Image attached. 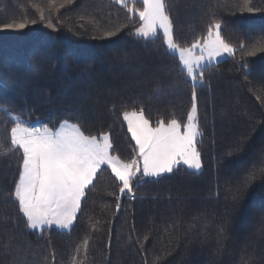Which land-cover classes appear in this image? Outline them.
Segmentation results:
<instances>
[{
    "label": "trees",
    "instance_id": "16d2710c",
    "mask_svg": "<svg viewBox=\"0 0 264 264\" xmlns=\"http://www.w3.org/2000/svg\"><path fill=\"white\" fill-rule=\"evenodd\" d=\"M166 3L180 47L220 23L235 48L207 65L195 86L202 168L141 176L133 198L120 195L104 165L70 228L33 230L10 195L22 150L0 155V264H264V50L257 43L264 0ZM141 7L140 0H0V26L27 24L0 28V106L50 128L68 121L86 135L108 133L122 160L135 154L125 111L142 109L152 125L184 124L193 83L162 34H134L140 21L129 9ZM13 126L0 112V153L11 149Z\"/></svg>",
    "mask_w": 264,
    "mask_h": 264
},
{
    "label": "snow or ice",
    "instance_id": "6c2138e0",
    "mask_svg": "<svg viewBox=\"0 0 264 264\" xmlns=\"http://www.w3.org/2000/svg\"><path fill=\"white\" fill-rule=\"evenodd\" d=\"M71 2V0H65ZM126 6L128 0H116ZM142 8H130L138 16L139 27L134 34L144 39H154L162 34L167 49L178 57L182 71L193 83L192 108L187 122L177 119L168 122L157 120L152 126L143 110L123 113L128 132L135 141V154L130 160H122L111 154L113 144L108 133L86 135L79 123L64 121L53 130L48 126L32 127L21 115L13 114L7 107L2 112L14 126L11 128V149H4L0 155L22 149V165L14 191L10 194L18 202L19 212L26 218L28 228H43L53 224L68 228L81 207L85 190L93 185L102 165L110 167L121 183L119 192L133 194L134 181L141 176L158 177L172 173L181 165L188 169L202 168L201 153L196 138L201 135L197 123L195 86L203 82V69L222 55H233L235 48L220 35L221 24L208 26L207 36L195 41L189 47H180L175 42L174 28L166 0H142ZM252 11L251 8L248 9ZM40 19H44L41 13ZM35 23V21H31ZM25 22L9 23L3 29L22 30ZM49 27H55L49 21ZM106 35H113L112 32ZM264 50V37L257 41ZM243 50L244 45L240 46ZM199 53V54H197ZM250 52L249 55H253ZM119 200V197H117ZM119 210V203L116 205ZM85 249L88 240L84 242Z\"/></svg>",
    "mask_w": 264,
    "mask_h": 264
},
{
    "label": "rangeland",
    "instance_id": "374dc122",
    "mask_svg": "<svg viewBox=\"0 0 264 264\" xmlns=\"http://www.w3.org/2000/svg\"><path fill=\"white\" fill-rule=\"evenodd\" d=\"M128 1H130V0H128ZM141 2H142V0H140ZM143 6V5H142ZM142 8V7H141ZM163 39H164V37H163ZM189 47V46H188ZM197 54H199V53H197ZM229 55H222V56H220V57H218V58H216V59H213L209 64H213V63H216V62H218V61H220V60H223V59H225V58H227ZM208 64V65H209ZM191 111V110H190ZM137 112H139V111H137ZM64 122V121H63ZM186 122H187V120H186ZM30 123H32L35 127H38V128H43L45 125H40L39 124V122L38 121H34V122H30ZM62 123V122H61ZM61 123H59L55 128H52L53 130H55V129H57V128H59L60 127V124ZM69 123H72V122H69ZM125 123H126V126H127V122L125 121ZM152 126H155V125H152ZM50 128V127H49ZM127 130H128V128H127ZM129 133V132H128ZM129 135H130V138H131V134L129 133ZM131 140H132V138H131ZM133 142H134V145H135V141L134 140H132ZM136 147V146H135ZM22 150V149H21ZM112 154V153H111ZM102 166H104V165H102ZM105 166H107V165H105ZM181 166H184V165H181ZM108 167V166H107ZM185 168H187L186 166H184ZM109 169H110V167H108ZM188 169V168H187ZM189 170H192V171H200V170H194V169H189ZM110 171H111V169H110ZM113 174V173H112ZM164 174H166V173H164ZM114 175V174H113ZM163 175V174H162ZM147 177H155V176H147ZM126 193V192H125ZM124 194V193H123ZM123 194H121L120 193V195H123ZM74 222V221H73ZM73 224V223H72ZM72 226V225H71ZM70 226V227H71ZM45 227H56V228H58V229H68V228H70V227H68V228H64V227H61V226H58V225H55V224H53V225H51V226H44L43 228H45ZM31 229H33V228H31ZM40 229H42V228H39V227H37V228H35V229H33V230H40Z\"/></svg>",
    "mask_w": 264,
    "mask_h": 264
},
{
    "label": "built area",
    "instance_id": "2783aa9c",
    "mask_svg": "<svg viewBox=\"0 0 264 264\" xmlns=\"http://www.w3.org/2000/svg\"><path fill=\"white\" fill-rule=\"evenodd\" d=\"M30 126L35 127L32 123H30Z\"/></svg>",
    "mask_w": 264,
    "mask_h": 264
}]
</instances>
